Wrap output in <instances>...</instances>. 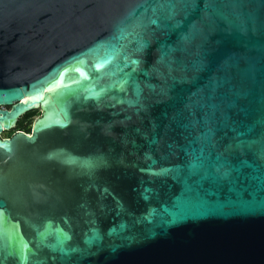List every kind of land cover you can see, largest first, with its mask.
I'll return each instance as SVG.
<instances>
[{"label":"water","instance_id":"water-1","mask_svg":"<svg viewBox=\"0 0 264 264\" xmlns=\"http://www.w3.org/2000/svg\"><path fill=\"white\" fill-rule=\"evenodd\" d=\"M0 264H264V0H0Z\"/></svg>","mask_w":264,"mask_h":264},{"label":"trees","instance_id":"trees-1","mask_svg":"<svg viewBox=\"0 0 264 264\" xmlns=\"http://www.w3.org/2000/svg\"><path fill=\"white\" fill-rule=\"evenodd\" d=\"M37 114L38 113L36 110H32V111H29V112L25 113L24 115H22L18 119L15 128L12 131L5 132L6 136H10L13 133V131H15V130H22V131H25L27 133H30V131L32 129V123L34 121V117Z\"/></svg>","mask_w":264,"mask_h":264},{"label":"rangeland","instance_id":"rangeland-1","mask_svg":"<svg viewBox=\"0 0 264 264\" xmlns=\"http://www.w3.org/2000/svg\"><path fill=\"white\" fill-rule=\"evenodd\" d=\"M36 111H37V113H38L36 116L40 115V109L37 108ZM36 116H35V117H36ZM35 117H34V119H35ZM2 136H6V133H5V132L2 133Z\"/></svg>","mask_w":264,"mask_h":264}]
</instances>
